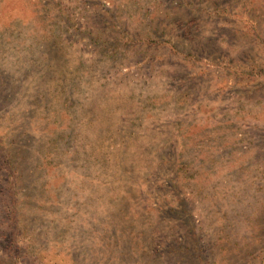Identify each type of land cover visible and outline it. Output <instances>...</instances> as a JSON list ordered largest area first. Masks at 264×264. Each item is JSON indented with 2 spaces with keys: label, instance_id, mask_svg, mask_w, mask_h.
<instances>
[{
  "label": "rangeland",
  "instance_id": "obj_1",
  "mask_svg": "<svg viewBox=\"0 0 264 264\" xmlns=\"http://www.w3.org/2000/svg\"><path fill=\"white\" fill-rule=\"evenodd\" d=\"M264 0H0V264H264Z\"/></svg>",
  "mask_w": 264,
  "mask_h": 264
},
{
  "label": "trees",
  "instance_id": "obj_2",
  "mask_svg": "<svg viewBox=\"0 0 264 264\" xmlns=\"http://www.w3.org/2000/svg\"><path fill=\"white\" fill-rule=\"evenodd\" d=\"M251 78H262L264 80V66L256 69L255 72L244 73Z\"/></svg>",
  "mask_w": 264,
  "mask_h": 264
}]
</instances>
